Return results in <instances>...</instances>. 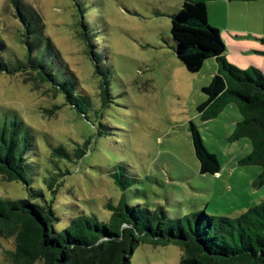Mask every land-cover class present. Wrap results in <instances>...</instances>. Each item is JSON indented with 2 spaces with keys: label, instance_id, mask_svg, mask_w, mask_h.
<instances>
[{
  "label": "rangeland",
  "instance_id": "374dc122",
  "mask_svg": "<svg viewBox=\"0 0 264 264\" xmlns=\"http://www.w3.org/2000/svg\"><path fill=\"white\" fill-rule=\"evenodd\" d=\"M20 1L37 13L61 60L77 78L79 91L93 104L86 119L48 85L33 82L25 73L0 72V111L18 112L39 145L32 186L51 200L48 182L54 174L66 175L57 178L62 184L54 201L58 231L81 211L107 222V203L118 205L122 198L150 210L161 206L170 219L202 211L236 219L264 203L263 168L242 164L254 150L252 141L231 140L243 120L238 106L231 104L216 118L201 120L198 108L207 100L203 89L216 74V64L209 60L193 74L174 53L171 17L184 0ZM207 7L210 25L225 40L253 41L264 48V20L249 24L229 17L246 13L241 3L213 0ZM232 29H250L260 36L235 39L225 32ZM87 32L96 60L89 52ZM0 37L11 56L24 58L12 0H0ZM104 81L109 97L103 99ZM191 123L217 156L220 173L201 174ZM86 143V155L73 162L51 154V146L62 145L72 153ZM116 172L131 179L126 190L116 185ZM0 197L21 200L29 195L22 183L0 175ZM15 251V238H0V264H18L11 256ZM184 254L176 245L143 244L132 264H180Z\"/></svg>",
  "mask_w": 264,
  "mask_h": 264
},
{
  "label": "trees",
  "instance_id": "16d2710c",
  "mask_svg": "<svg viewBox=\"0 0 264 264\" xmlns=\"http://www.w3.org/2000/svg\"><path fill=\"white\" fill-rule=\"evenodd\" d=\"M210 1L213 0H184L179 12L171 17L174 53L193 74L199 73L209 60L218 63V73L203 89L207 100L198 108L201 120L205 123L216 118L231 104L238 106L243 120L237 124L231 140L252 141L254 150L242 164L261 166L263 183L264 75L254 68L242 70L225 59L221 33L209 23ZM12 6L22 28L25 54L23 59L11 56L0 37V72L25 73L33 82L50 85L55 95L63 94L66 103L87 119L93 108L91 97L79 91L77 78L61 60L41 19L20 0H12ZM86 36L89 52L96 60L88 32ZM101 90L103 99L109 97L107 81L102 83ZM190 134L201 174L220 173L217 156L207 149L194 123L190 125ZM88 146L86 143L72 153L62 145L51 146V154L57 160L73 162L86 155ZM38 157L35 134L19 113L0 111V175L7 182L22 183L29 195L21 200L0 197V238H15L16 251L11 256L18 264H132L136 250L143 244L179 246L185 252L180 264H264V203L236 219L208 215L206 211L170 219L161 206L150 210L142 205L131 206L122 198L118 205L107 203L111 212L107 222L81 211L64 230L58 231L60 218L54 201L62 184L57 178L66 175L60 172L50 179L52 199L48 200L43 191L32 186ZM113 177L122 190L131 185V179L124 175L116 172Z\"/></svg>",
  "mask_w": 264,
  "mask_h": 264
},
{
  "label": "crops",
  "instance_id": "0c3cea01",
  "mask_svg": "<svg viewBox=\"0 0 264 264\" xmlns=\"http://www.w3.org/2000/svg\"><path fill=\"white\" fill-rule=\"evenodd\" d=\"M241 3L246 8V13H232L229 17L245 21L246 23L254 24L257 20H264V1L259 2H230ZM262 8V9H260ZM210 23V21H209ZM235 39L242 38H256L259 39L260 34L247 29V30H226ZM258 35V36H256ZM224 39V36L222 35ZM228 46V50L225 53V59L234 66L250 71L251 69H257L264 75V48L259 47L253 41H236L230 39H224ZM264 44V42L262 41ZM216 64V73L219 71V65L216 61H212Z\"/></svg>",
  "mask_w": 264,
  "mask_h": 264
},
{
  "label": "water",
  "instance_id": "95a60500",
  "mask_svg": "<svg viewBox=\"0 0 264 264\" xmlns=\"http://www.w3.org/2000/svg\"><path fill=\"white\" fill-rule=\"evenodd\" d=\"M48 86L51 88V86H50V85H48ZM59 95L63 96L62 94H59Z\"/></svg>",
  "mask_w": 264,
  "mask_h": 264
}]
</instances>
